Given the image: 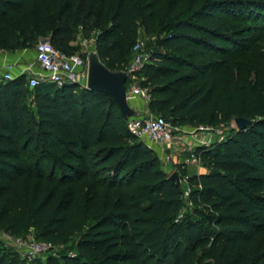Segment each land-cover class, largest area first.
I'll return each mask as SVG.
<instances>
[{
    "label": "trees",
    "instance_id": "16d2710c",
    "mask_svg": "<svg viewBox=\"0 0 264 264\" xmlns=\"http://www.w3.org/2000/svg\"><path fill=\"white\" fill-rule=\"evenodd\" d=\"M156 4L0 0V50L49 39L72 55L70 42L81 26L84 34L98 32L102 65L122 72L141 29L157 38L150 63L134 75L148 91L152 115L176 128L251 121L194 149L207 172L186 180L185 198L157 154L129 132L111 97L40 83L31 90V110L26 76L0 84V228L15 238L33 228L35 239L50 247L77 237L75 257L47 264H207L211 257L216 264H264L262 253L247 251L264 232V77L228 79L217 59L231 52L235 34L251 28L247 22H256L263 2L188 0L185 15L155 34ZM213 12L225 22L214 23ZM95 189L106 198L92 194ZM0 264L17 263L0 253Z\"/></svg>",
    "mask_w": 264,
    "mask_h": 264
},
{
    "label": "rangeland",
    "instance_id": "374dc122",
    "mask_svg": "<svg viewBox=\"0 0 264 264\" xmlns=\"http://www.w3.org/2000/svg\"><path fill=\"white\" fill-rule=\"evenodd\" d=\"M243 1H262L264 5V0ZM154 9L160 13L158 21L159 27L154 30V33L156 34L159 29L166 26V23L177 21L185 15L188 11V0H157V4L154 6ZM260 13V15L256 16V22L249 21L245 24V26H250L251 28L247 31L238 32V34L233 36V42L228 46V49L231 52L223 56H218L217 58L221 61L222 72L228 79L252 80L255 76L264 77V9ZM212 14L214 15V23L223 24L225 22V15L221 12H213ZM249 17H251V15H249ZM237 28L238 25H232L230 27L231 30ZM97 34L98 32H86V34H84L83 28L78 26L77 34L74 36V40L70 42V47L72 49L69 53L72 55H78L87 60L89 55H96L95 38ZM159 35H161V37L164 36L162 33ZM156 39V36H144L143 31L141 29H137L130 49H132L133 45L138 40H143L147 46V53H150ZM37 41L38 39L33 41L26 49H23L29 62H31L34 58ZM28 77L29 76H26V78ZM127 80H129V78ZM27 91L28 95L26 103L29 105L31 110H34V106L30 103L32 99L31 90ZM128 103L132 109L139 113V116L148 117L149 115H152L148 109H143L145 107V103L140 99L130 100ZM140 108L142 109V112L137 111V109ZM177 129L178 130L175 132V136L176 138L181 139L191 136V132H194L193 134H200L198 135L199 137H203L204 134L208 135L210 137V143L205 146H210L213 143H219L237 131L233 122L228 125H220L217 127H203V131H197L198 128L190 126L178 127ZM163 159L160 160L162 170L168 176L173 173L176 174L177 170L180 169V166L173 165L172 160H169L168 158ZM190 159L191 156L187 157L186 161ZM178 174L179 176L177 174L176 175L178 176L181 188L185 193L188 191L186 179L180 171ZM92 194L101 196L104 199L106 198L104 190L95 189L92 191ZM189 207L190 206L187 204L183 212L186 213ZM8 210L10 209L8 208ZM14 215L15 212L11 209L9 213V221H11ZM36 235L37 232L33 228H29L23 237L15 238L0 228V253L4 255L7 261H14L17 264H47L49 259H57L62 255L75 257L78 254L76 249L77 237L74 238V241L68 246L50 247L45 252L40 254L33 253L30 249L31 244L34 242L40 243L35 239ZM247 251L253 254L262 253L264 256V232L254 239V241L247 247ZM205 263L216 264V260L211 257L206 260Z\"/></svg>",
    "mask_w": 264,
    "mask_h": 264
},
{
    "label": "built area",
    "instance_id": "2783aa9c",
    "mask_svg": "<svg viewBox=\"0 0 264 264\" xmlns=\"http://www.w3.org/2000/svg\"><path fill=\"white\" fill-rule=\"evenodd\" d=\"M132 58L123 71L130 82L126 86L127 101L140 99L148 103V91L139 87L134 75L145 65L150 63L151 51L147 53V46L143 40H138L132 47ZM34 65L41 71L40 74H30L26 78V86L33 90L40 83H48L61 88L64 85H76L83 88L87 81L88 60L78 55H68L56 49L49 39H40L35 48ZM14 65H4L0 67V82L13 81L17 78L12 76ZM21 77V75L19 76ZM129 132L137 137L144 145L155 152L164 153L172 150L179 143L175 132L178 130L169 122L160 116L149 115L148 117L138 116L127 120ZM197 130V129H196ZM197 131H203V127H198ZM208 145V142H202L201 146ZM194 153V149L192 147ZM163 159V158H162ZM164 160V159H163ZM199 159L193 154L186 163L197 162ZM187 180V179H186ZM188 196V191L184 194ZM50 248V245L44 243H32L31 251L40 254Z\"/></svg>",
    "mask_w": 264,
    "mask_h": 264
},
{
    "label": "crops",
    "instance_id": "0c3cea01",
    "mask_svg": "<svg viewBox=\"0 0 264 264\" xmlns=\"http://www.w3.org/2000/svg\"><path fill=\"white\" fill-rule=\"evenodd\" d=\"M35 54V51H34ZM4 65H14L12 76L14 78H19V76H29L30 74H40L41 71L34 65V58L31 62H29L25 56L24 50H16V51H7L0 50V67ZM0 84H2L0 82ZM145 107L143 109H147V103L144 104ZM137 111H141L142 109H137ZM144 111V110H143ZM191 132V136H187L185 138H179V143L174 146L172 150H167L166 155L169 160H172L173 165L180 166L178 169L182 175H184L185 179H188L193 176H198L201 174H205L207 171L205 168L201 166L200 161L186 163V159L189 156H192L193 148L201 146L202 142L210 143V137L206 134L203 137H199L200 134H193ZM182 146V147H181ZM184 148V149H182ZM157 156L159 160H162V156L164 158L165 154L157 151ZM177 170L176 174L179 176V171Z\"/></svg>",
    "mask_w": 264,
    "mask_h": 264
},
{
    "label": "water",
    "instance_id": "95a60500",
    "mask_svg": "<svg viewBox=\"0 0 264 264\" xmlns=\"http://www.w3.org/2000/svg\"><path fill=\"white\" fill-rule=\"evenodd\" d=\"M127 78L128 76L123 71H109L102 65L97 55L91 54L88 57L87 81L83 88L91 92L101 93L111 97L121 117L127 121L139 116V113L132 109L127 101ZM233 123L237 130H241L248 127L251 121L243 118H235ZM168 180L176 187H180L179 178L175 173L171 174Z\"/></svg>",
    "mask_w": 264,
    "mask_h": 264
}]
</instances>
